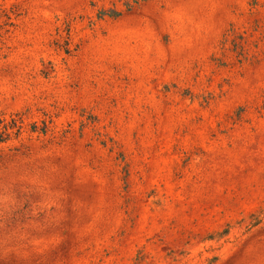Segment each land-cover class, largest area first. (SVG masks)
<instances>
[{
	"label": "rangeland",
	"instance_id": "rangeland-1",
	"mask_svg": "<svg viewBox=\"0 0 264 264\" xmlns=\"http://www.w3.org/2000/svg\"><path fill=\"white\" fill-rule=\"evenodd\" d=\"M0 111V264H264V0H0Z\"/></svg>",
	"mask_w": 264,
	"mask_h": 264
},
{
	"label": "trees",
	"instance_id": "trees-1",
	"mask_svg": "<svg viewBox=\"0 0 264 264\" xmlns=\"http://www.w3.org/2000/svg\"><path fill=\"white\" fill-rule=\"evenodd\" d=\"M114 12V13H112ZM105 13L109 16H118L121 11L118 10H106ZM10 116V117H9ZM24 120L23 114L14 113L8 115L5 111H0V144L7 143L13 139H18L24 132ZM37 125L32 124L30 126L31 132L37 131Z\"/></svg>",
	"mask_w": 264,
	"mask_h": 264
}]
</instances>
